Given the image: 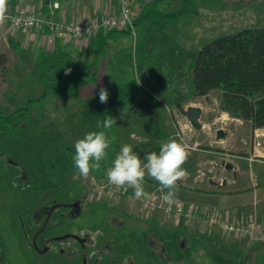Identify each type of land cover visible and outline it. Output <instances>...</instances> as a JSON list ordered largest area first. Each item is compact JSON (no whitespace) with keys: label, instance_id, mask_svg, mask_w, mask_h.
Here are the masks:
<instances>
[{"label":"rangeland","instance_id":"1","mask_svg":"<svg viewBox=\"0 0 264 264\" xmlns=\"http://www.w3.org/2000/svg\"><path fill=\"white\" fill-rule=\"evenodd\" d=\"M181 1L169 0L164 3L163 9L176 10L180 7ZM137 17L138 15L134 23ZM257 26H264V0H191L187 11L176 18L143 20L134 24L128 34L126 32L120 34L118 38H121L115 42L117 53L112 54L114 59L117 58L118 65L115 70L114 68L108 70L107 80L100 81H108L112 84L108 85L109 88H105L109 93V99L118 100L119 104H123V108L131 109L137 105V100L147 98L157 104L154 112L159 115L164 107L162 101L171 105L174 98L183 101L193 93L192 68L199 50L206 42L220 35ZM4 49L5 41L2 36L0 51ZM35 60L36 55L34 57V54L30 53L24 56L12 55L4 71L0 70V114L23 109L28 105L26 109L19 110L23 118L20 126L13 132L2 133L0 136L3 140H8V136H12L19 141L17 145L6 148V151L11 150L9 152L13 154L15 150L25 163L29 162L26 153L35 150H40L42 163L49 160L55 162L57 171L52 175V184L44 189L42 180L39 195H43L42 200L46 203L55 197L61 204L54 208L52 215L47 219L48 227L35 237V229L28 209L39 201L35 196L28 197L18 193L20 190L16 187L14 191L6 185L0 187V264H81L80 258L72 254L81 250L79 244L72 238L41 244L44 238L67 233H77L86 238L85 242H92V247L88 244L86 246L90 254L99 251L100 245L97 243L99 237L111 247L123 246L126 254L122 258L114 250L113 256L118 263H122V260L127 263L129 255L135 256L133 252L135 248L136 264H165L166 260L157 255L155 249L153 254L150 250L151 253L146 255L145 234H141L144 229L138 227L141 223L144 226L148 223V229L153 232L154 240L160 234L157 231L158 226L164 225L168 236L169 258L172 261L179 259L182 260L180 262L182 264H193L194 259H210L211 264L215 262L216 264L246 262L254 264L264 261V241L260 240L261 243L256 244L257 246L248 253V248L245 250L243 243H238L240 240L236 235L218 230L214 225L202 220H197L198 222L193 220L187 226H177L173 219L166 218L158 212L149 220L138 218L135 220L132 217L139 202L135 204L129 194L119 197L110 196L116 194L109 196L105 194L101 199L99 198L100 200L92 197L89 200L85 199L83 210L76 217H69L67 206L69 202L85 197L88 192L96 195L106 193L99 194L92 188L93 183L108 181L106 170L113 165L121 146L126 142L120 144L118 142L120 138H118L117 123H114L111 129L98 127L102 122H99L96 116L83 114L81 112L83 107L79 102H74L99 99L100 89L96 86H92V91L86 95L77 90L75 93L49 94L43 100L29 101V98L37 97L42 92ZM95 80L88 82H96ZM193 98L202 107L200 119L203 125L193 133H186L180 142L186 149H190L196 140L198 141L196 147L201 149L196 151V159L187 158L184 163L183 167H186L190 173L178 181L177 195L174 199L194 203L198 207L214 205L221 207L224 205L219 204L217 200L204 198L199 194L212 192L211 188L218 187V185L207 186V177L213 174L215 177L232 178V171L224 169L222 163L234 162V153L264 152V127L252 130L241 118L221 109L216 92ZM105 108L106 112L110 110L109 106ZM164 109L167 110L165 107ZM107 114L113 113L107 112ZM6 124L11 122L7 121ZM218 129L224 131L223 137L216 136ZM91 131L106 132L110 141L108 156L101 162L99 171L94 170L87 179L77 178L72 159L75 154L74 145L77 140ZM213 150L216 152L213 153ZM258 164H255V167ZM212 165L215 171L211 173L209 167ZM198 168L205 174L198 176ZM41 175L43 178L50 177L46 171L41 172ZM155 186L152 181L144 180V188ZM118 201L119 205L116 207L114 203ZM124 209L128 212L127 218L121 216ZM223 210L226 211V208ZM113 237H117L118 240H112ZM117 241L119 244L114 243ZM181 241L184 243L183 249L178 247ZM75 248L80 250H74Z\"/></svg>","mask_w":264,"mask_h":264},{"label":"crops","instance_id":"2","mask_svg":"<svg viewBox=\"0 0 264 264\" xmlns=\"http://www.w3.org/2000/svg\"><path fill=\"white\" fill-rule=\"evenodd\" d=\"M53 1L58 2L57 7H51ZM151 1L152 0H131V3L141 9L145 4ZM12 2L18 9L40 10L44 16H49L53 19L64 16L69 20H87L95 16L116 11L119 4L118 0H12ZM144 20L152 21L153 19ZM140 22H143V20H136V23ZM129 32L130 31H126L127 34ZM2 36L5 41V49L0 52L6 54L7 66L12 55L24 56L30 53L34 54L35 57L39 48H52L54 46H63L75 57L90 61L94 56L96 41L103 38L104 33L99 30L91 36H84L81 38H75L69 34L51 35L48 31H27L14 28L5 20L0 23V38H2ZM7 36H10L13 41L17 43L16 47L10 44L7 40ZM120 38L117 36L105 40L104 46H102L103 50L101 49L95 65L96 82H88L89 80H87L79 86L78 90L84 95L92 91V86L101 89L109 88L108 85H112L108 81L101 82L100 80H107L106 74L108 70L113 68L115 70L118 65L117 58L114 59L112 54L117 53L115 42ZM39 96H37L38 98L31 97L29 101L31 99L43 100L46 98H39ZM193 97L197 96L192 93L189 98L183 101L174 98V100L171 101V105L162 101V105L167 108V110L163 107L162 113L159 115L154 112V108L157 107V104L155 105L154 101L147 98H140V102L131 109L123 108V104H119V101L116 99H109L107 103H100L99 99H83L81 101L75 100L74 102H79L80 106L83 107L81 110L83 114L86 116H96L99 122H103L107 116H112L116 119V123L118 124V138H120V141L118 140L119 144L120 142H126V144L131 143L130 145H133L139 141H144L161 147L162 143L170 139H177L179 142L183 140V138L176 135L178 129H181L182 135L184 136L188 132L193 133L195 129L203 125L201 119L198 127L192 125V123L190 126L188 125L190 121L186 114V107L191 104L198 105ZM105 106L110 107V110L107 112L113 113L112 115L107 114ZM122 111L125 113L123 120L119 118ZM197 144L198 141L195 140L193 146L190 147V149H186L188 158H193V160L197 158L196 151L201 149L200 147H196ZM215 152L216 151L213 150V153ZM233 156L235 157V161L227 162L224 168L232 171V178H230L231 182L218 185L216 183L217 177L211 174V176L207 177V183H205L209 187L218 185L217 189L211 188L212 192H200L199 194L204 198L210 197L217 200L219 204H223L224 206L220 207L214 205L213 207L221 210L226 208V211L234 217L247 218L251 215L264 224V152H253L251 154L234 153ZM250 157H252V159H250ZM257 162L262 165H259ZM255 164L258 165L255 167ZM213 167L214 165L209 167L211 173L215 171ZM183 168L187 173H190L186 167ZM202 190L203 189H201V191ZM223 191H227L228 193L221 194L220 192ZM199 207L204 208L202 206ZM263 241L264 240H262V242ZM238 243H243L245 250L248 248L247 251L249 253L250 249H253V247L259 245L261 242L260 240H247L239 241Z\"/></svg>","mask_w":264,"mask_h":264},{"label":"trees","instance_id":"3","mask_svg":"<svg viewBox=\"0 0 264 264\" xmlns=\"http://www.w3.org/2000/svg\"><path fill=\"white\" fill-rule=\"evenodd\" d=\"M168 1L152 0L145 4L136 20L173 19L185 13L191 3V0H182L180 7L170 11L163 9L164 3ZM100 31H103L104 37L96 41L94 56L90 61L75 57L63 46L37 50L35 65L37 78L42 85L39 98L49 94L75 93L81 83L95 79V65L105 40L117 37L129 29L101 28ZM7 40L16 47L17 43L10 36H7ZM6 62V54L0 52L2 72ZM192 72L195 96L216 92L221 109L241 118L252 130L264 127V26L247 27L210 39L199 50ZM19 110L22 108L15 109L11 114L16 115ZM16 119L14 128L18 124ZM132 147L141 160H144L146 154L158 153L160 150L158 145L144 141ZM145 180L158 184L148 176Z\"/></svg>","mask_w":264,"mask_h":264},{"label":"flooded vegetation","instance_id":"4","mask_svg":"<svg viewBox=\"0 0 264 264\" xmlns=\"http://www.w3.org/2000/svg\"><path fill=\"white\" fill-rule=\"evenodd\" d=\"M23 110V109H22ZM14 111V110H13ZM13 111H11L10 113L7 114H0V135L2 133H6V132H13L15 129H17L20 126V123L23 121V118L21 116V113H16V115L11 114ZM37 112V111H35ZM11 114V115H9ZM18 118V124L16 125V127L14 128V123L17 121ZM6 119L7 121L11 122V124H6ZM6 121V122H5ZM13 127V128H12ZM8 140H3V137L0 136V187H2L3 185L8 186L7 188L12 189V191H14L15 187L20 190L18 191V193L20 194H24V196H28V197H33L35 196V199L39 202L35 203L34 206H32L31 208L28 209L29 211V216L32 218L33 221V227L35 229V237H37L36 235L40 232H42L46 227H48V218L52 215V212L54 210V208L61 204L58 203L57 200L55 199V197L50 200V202H44V200H42V196L43 195H39V189H40V185H41V181L43 180V185H44V189H46L49 185L52 184V175L55 173L56 174V166H55V162H53L52 160H49L46 163H42L41 162V152L39 151H31L26 153L28 155V159L29 162L25 163L21 160L20 155L18 152H16L14 150V153L12 154L11 150L6 151V148L8 147H13L15 145H17L19 143V141H16L15 138H13L12 136H8ZM5 143L6 146L4 145ZM12 154V155H11ZM49 157H51L52 155H48ZM51 159V158H50ZM48 163V164H47ZM46 171L47 175H50V177H46L43 178V176L41 175V172ZM4 182H7V184H4ZM54 183V182H53ZM48 185V186H47ZM39 196H36V195ZM105 194L107 196H109L110 194H116V195H110L112 197L114 196H122V195H127L124 193H120V192H109V193H104L102 195H96V194H86L85 197H81L79 199H76L74 201H71L67 204V206L69 207L68 210V216L69 217H76L82 210H83V205H84V200H89V198H96V200H100L101 197L105 196ZM100 198V199H99ZM134 200V199H133ZM133 202H135V204L137 203L136 200H134ZM118 202H115V206L118 207L119 204ZM113 204V206H114ZM138 204V203H137ZM136 212L134 214V217H132L133 219L136 220V218L138 219H144L149 220L150 217L155 216L154 213H161L162 215H164L166 218H172V216L166 214L165 212H163L160 209L157 210H152V211H146L144 210L140 204H138V207L136 206ZM124 213L121 214L122 217H129L127 210L124 209L123 211ZM143 222V220H142ZM141 223V222H140ZM147 223V222H145ZM143 223L139 224L138 227H142L143 233L141 234H145V247H146V255L150 254L152 252V254L154 253V249L157 250V255H159L162 259L166 260L165 264H176L177 262H179L178 264H182L180 263L182 260H176V261H172L169 258V243H168V236H167V231H165V227L164 225L158 226V238L155 237L156 239L154 240L153 235L149 229H148V223L144 226ZM175 225H182V226H187L188 224H185L183 222H174ZM160 225V224H158ZM152 227V226H151ZM174 228V227H173ZM148 231V232H147ZM179 231V230H178ZM63 238H72L73 240L76 241V243L79 244L80 249L79 248H75L74 250H80V251H75L74 253H72L74 256H77L80 258V262L81 264H136L135 261V256L137 253V250L134 248L133 252L135 253V256H130L127 259V263H124V260H122V263H118V260L116 259L115 256H113V254L115 253L114 250L117 251V254H119L122 258L123 255H125L126 253H124L125 248H123V246L120 247H111V245L109 243L104 242V240H102L99 237V242H97L100 247L98 248L99 251L94 252L93 253H88V248L86 247L87 244L89 245V247H92V242H85L86 238L81 237L79 234L75 233H67L66 235H56L53 237H48V238H44L43 240H41V244L43 243H47L49 241H55V240H60ZM118 238L117 237H113L112 240H115ZM240 241H247V239H243ZM114 243H118L114 242ZM94 244V243H93ZM95 245V244H94ZM139 246V245H138ZM178 247L180 249L184 248V243L181 241L179 242ZM97 248H95L96 250ZM151 250V252H150ZM71 253V252H70ZM143 254H145L144 252H141ZM141 255V254H140ZM109 259V260H108ZM124 259V258H123ZM168 259V260H167ZM242 260V259H241ZM245 260V259H243ZM171 261L173 263H171ZM194 263L193 264H211V260L210 259H205V260H198V259H194ZM204 261V262H203ZM248 261V260H247ZM256 261V258H255ZM212 262H215L214 260H212ZM184 264V263H183ZM216 264V262H215ZM244 264H249V262L244 263ZM254 264H264V261L261 263H255Z\"/></svg>","mask_w":264,"mask_h":264},{"label":"built area","instance_id":"5","mask_svg":"<svg viewBox=\"0 0 264 264\" xmlns=\"http://www.w3.org/2000/svg\"><path fill=\"white\" fill-rule=\"evenodd\" d=\"M118 8L100 16H95L87 20H69L64 16L53 19L44 16L40 10L18 9L14 6L12 0H6V20L12 27L27 31H48L51 35L69 34L75 38L91 36L97 33L101 28H127L130 31L134 26V20L139 14L140 7L134 6L131 0H118ZM58 2L53 1L51 7H57ZM191 125V122L188 124ZM176 135L183 138L181 129H178ZM228 155V153H225ZM252 159V157H250ZM227 161H223L222 167L225 168ZM221 165V164H220ZM198 176L205 172L198 168ZM231 182L227 177H217L216 183L223 185ZM93 189L99 194L111 191L129 194L134 200L138 201L140 206L146 211L160 209L166 214L172 216L174 222H183L185 224L191 221L202 220L207 224L214 225L223 232H230L236 235L239 240L247 239L250 241L264 240V224L259 222L255 217H234L228 211L215 207L200 208L194 203L183 202L174 199V202L167 204L162 200L161 185H156L145 191L149 194L147 199H137L135 192L128 189L127 192L118 189L109 184L108 181L94 182ZM164 191V190H163ZM165 192V191H164Z\"/></svg>","mask_w":264,"mask_h":264},{"label":"clouds","instance_id":"6","mask_svg":"<svg viewBox=\"0 0 264 264\" xmlns=\"http://www.w3.org/2000/svg\"><path fill=\"white\" fill-rule=\"evenodd\" d=\"M6 0H0V23L6 19ZM109 93L107 89L99 91L100 103H107ZM124 111L120 119H124ZM116 119L107 116L98 127L111 129ZM110 141L105 131L88 132L82 139L75 142V154L73 155V166L76 169V177L87 179L95 170L101 169V162L108 156L107 149ZM188 158L185 145L177 139H170L162 143L159 152L146 154L144 160L133 151L132 145L125 144L116 155L113 165L106 170V178L109 184L127 192L132 188L137 199H147L148 193L144 188L146 175L161 185L163 192L162 200L171 204L177 195L178 181L186 177L187 172L183 168ZM146 161V162H145ZM163 190H167L164 192Z\"/></svg>","mask_w":264,"mask_h":264},{"label":"water","instance_id":"7","mask_svg":"<svg viewBox=\"0 0 264 264\" xmlns=\"http://www.w3.org/2000/svg\"><path fill=\"white\" fill-rule=\"evenodd\" d=\"M202 112V108L199 105H188L186 107V114L189 119V121L192 123L194 126H199L200 125V115ZM224 131L222 129H218L216 131L217 137H223L224 136Z\"/></svg>","mask_w":264,"mask_h":264}]
</instances>
